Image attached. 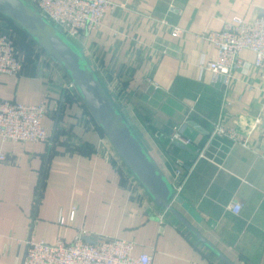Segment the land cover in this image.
I'll return each mask as SVG.
<instances>
[{
    "label": "crops",
    "instance_id": "obj_1",
    "mask_svg": "<svg viewBox=\"0 0 264 264\" xmlns=\"http://www.w3.org/2000/svg\"><path fill=\"white\" fill-rule=\"evenodd\" d=\"M113 1L125 5L73 41L173 185L171 207L155 203L66 72L19 29L24 66L0 73V98L46 99L49 139L0 137V264H22L29 235L133 240V253L150 254L153 264H264V71L249 49L227 84L203 68L216 54L205 33L236 16L252 21L264 0ZM6 20L0 15V33ZM218 121L239 139L212 135ZM180 127L188 144L172 137ZM236 201L238 213L230 209Z\"/></svg>",
    "mask_w": 264,
    "mask_h": 264
},
{
    "label": "built area",
    "instance_id": "obj_2",
    "mask_svg": "<svg viewBox=\"0 0 264 264\" xmlns=\"http://www.w3.org/2000/svg\"><path fill=\"white\" fill-rule=\"evenodd\" d=\"M49 21L57 25L63 33L73 40L83 31L98 27L104 15L124 3L113 0H31L30 1ZM172 34L182 33L179 26H172ZM204 39L216 47V54L205 65L204 69L212 72L214 82L227 84L233 71L240 65V52L251 50L255 55L254 64L264 71V9L260 15L250 22L236 16L220 30L205 33ZM24 66V58L18 51L14 39L7 33H0V73L18 74ZM69 87L74 88L69 82ZM47 111V101L38 104H27L15 100L0 98V137L15 141H47L49 136L43 124ZM261 118L256 119V124ZM237 138L235 128L216 122L212 135ZM173 139L188 144L181 127L175 130ZM247 141V135L243 143ZM7 155L0 152V160ZM241 203L233 202L230 209L238 213ZM75 208L70 220H73ZM59 222L65 219L60 217ZM26 251L22 264H153L148 253L135 255V242L118 237L105 238L97 242H89L78 237L73 242L59 238L56 243H47L29 235L25 239Z\"/></svg>",
    "mask_w": 264,
    "mask_h": 264
},
{
    "label": "water",
    "instance_id": "obj_3",
    "mask_svg": "<svg viewBox=\"0 0 264 264\" xmlns=\"http://www.w3.org/2000/svg\"><path fill=\"white\" fill-rule=\"evenodd\" d=\"M0 14L11 19L58 62L137 180L160 208L171 207L170 201L174 197L173 185L136 136L81 47L28 0H0ZM174 212L207 243L179 212Z\"/></svg>",
    "mask_w": 264,
    "mask_h": 264
},
{
    "label": "rangeland",
    "instance_id": "obj_4",
    "mask_svg": "<svg viewBox=\"0 0 264 264\" xmlns=\"http://www.w3.org/2000/svg\"><path fill=\"white\" fill-rule=\"evenodd\" d=\"M7 21V20H6ZM19 27L17 26V25H15L13 22H11V20H8L7 21V25H4L2 28H1V30H3V32L4 33H7V34H9V35H11V37L14 39V41H15V44H16V46H17V49H18V51H21L22 53H23V50L25 49V47H24V45L23 44H25V41L21 38V36H20V31H19ZM21 30V29H20ZM70 39H72V38H70ZM73 40V39H72ZM75 40V39H74ZM23 49V50H22ZM46 55H48V54H46ZM48 57H49V55H48ZM55 64L58 66V67H60L61 68V66L57 63V62H55ZM62 70V72L64 71L63 70V68H61ZM96 71V70H95ZM98 71H96V73H97ZM62 74H64V73H62ZM97 75H98V73H97ZM64 76V75H63ZM98 77H99V79L101 80V82H102V79H101V77L98 75ZM68 78V77H67ZM66 79V78H65ZM102 84L104 85V83L102 82ZM104 86H106V85H104ZM106 89H107V87H106ZM108 91V90H107Z\"/></svg>",
    "mask_w": 264,
    "mask_h": 264
},
{
    "label": "trees",
    "instance_id": "obj_5",
    "mask_svg": "<svg viewBox=\"0 0 264 264\" xmlns=\"http://www.w3.org/2000/svg\"><path fill=\"white\" fill-rule=\"evenodd\" d=\"M1 15V14H0ZM2 17H5V16H3V15H1ZM5 18H7V17H5ZM7 19H9V18H7ZM9 20H11V19H9ZM12 21V20H11ZM13 22V21H12ZM14 23V22H13ZM15 24V23H14ZM17 25V24H16ZM18 26V25H17ZM19 27V26H18ZM21 31L25 34V35H27V36H29L28 34H26L22 29H21ZM30 37V36H29Z\"/></svg>",
    "mask_w": 264,
    "mask_h": 264
}]
</instances>
